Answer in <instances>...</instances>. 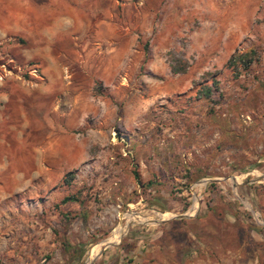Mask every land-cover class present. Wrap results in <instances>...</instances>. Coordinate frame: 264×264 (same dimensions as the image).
Instances as JSON below:
<instances>
[{"label": "rangeland", "instance_id": "374dc122", "mask_svg": "<svg viewBox=\"0 0 264 264\" xmlns=\"http://www.w3.org/2000/svg\"><path fill=\"white\" fill-rule=\"evenodd\" d=\"M56 90L60 123L74 96L89 108L70 132L102 144L90 176L109 184L86 187L102 231L73 264L119 224L160 220L165 264H264V0H0V264L30 257L34 207L63 186L2 180L18 145L52 147L35 123ZM51 240L37 264H65Z\"/></svg>", "mask_w": 264, "mask_h": 264}, {"label": "crops", "instance_id": "0c3cea01", "mask_svg": "<svg viewBox=\"0 0 264 264\" xmlns=\"http://www.w3.org/2000/svg\"><path fill=\"white\" fill-rule=\"evenodd\" d=\"M70 82L74 86V83ZM58 96L59 91L56 90L51 120L47 123L43 120L35 123L36 132H43V130L48 129L55 131L54 143L45 153V157L38 159L33 149L18 145V148L15 147L11 150L13 153L8 156V168L2 175L4 183L10 184V186L12 183L21 185L19 189L12 187L9 189L14 192L41 190V185L46 189L47 184L60 180L63 183L61 188L49 191L44 198H41L42 201L34 207V230L36 231L32 242L35 243V249L32 252L29 249L30 257L25 259L19 257L20 264H37L38 257L42 255V250L50 238L52 239L50 245L55 246V250H57L56 255L57 253L61 255L65 264H73L81 258L86 243L97 239L100 231H102V220L99 221V224L90 223V220L97 216L98 210L96 209V212L88 210L92 207L93 202L91 198L85 197V190L89 184H92L91 190L96 188L107 189L109 185L108 182L101 181L100 175L98 178L90 176L91 167L94 166V163L99 162L95 160L96 158L91 154V151H100L102 144L96 145L90 130L83 128L77 133L70 132L76 119H84L89 110L83 105L84 100L81 99V96H74V99L70 100V105L65 111L66 117H63L65 122L61 123L59 119L62 112H60ZM42 116L47 120L49 118L46 113H41L35 117L42 118ZM70 171L74 172L72 180L68 183L63 182L65 172ZM65 196H70L71 199L62 201ZM18 213L25 214V208L22 211L18 210ZM166 215L171 217L174 214L171 212L160 214L162 218H167ZM46 217L52 219L51 225L47 224ZM98 217L96 219L99 220ZM126 218L128 221L148 220L141 215L136 218L128 215ZM166 225V223H159L156 226L151 223L131 224L128 225L127 233L121 238L126 232V228L119 224L102 243L90 247L84 264H91L97 256L94 264H165L168 262L166 259L167 249L162 243V235L163 227L166 228ZM103 244L110 245L104 246L99 254ZM44 259H41V262Z\"/></svg>", "mask_w": 264, "mask_h": 264}, {"label": "trees", "instance_id": "16d2710c", "mask_svg": "<svg viewBox=\"0 0 264 264\" xmlns=\"http://www.w3.org/2000/svg\"><path fill=\"white\" fill-rule=\"evenodd\" d=\"M252 53H255V51L252 50V51H247V52H241L237 56H236L235 53H233L229 57V59L227 60L226 66H230L231 63L238 61V62H242L243 63L244 69H247L249 67V64L252 62V56H251ZM181 70L182 69H176V68L172 67V72H179ZM73 176H74V172L73 171L67 172L63 176V182L68 183L70 180H72ZM141 186L144 187L145 185L141 183ZM150 186L151 185H148V186H146V188L150 187ZM69 199H71L70 196H65L62 201H66V200H69Z\"/></svg>", "mask_w": 264, "mask_h": 264}, {"label": "water", "instance_id": "95a60500", "mask_svg": "<svg viewBox=\"0 0 264 264\" xmlns=\"http://www.w3.org/2000/svg\"><path fill=\"white\" fill-rule=\"evenodd\" d=\"M184 216H187V215H186V214H183V215H180L179 217H184ZM163 221H164V220H160V221H158V223H161V222H163ZM106 245H108V244H106ZM101 250H102V249H101ZM101 250H100V253H101ZM100 253H99V254H100ZM99 254H98V255H99ZM93 261H94V260H93ZM93 261H92V263H93Z\"/></svg>", "mask_w": 264, "mask_h": 264}]
</instances>
